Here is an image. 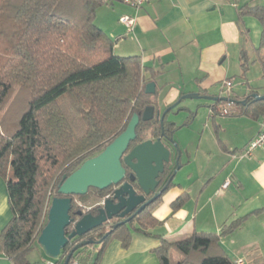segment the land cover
I'll return each instance as SVG.
<instances>
[{"label":"trees","instance_id":"obj_1","mask_svg":"<svg viewBox=\"0 0 264 264\" xmlns=\"http://www.w3.org/2000/svg\"><path fill=\"white\" fill-rule=\"evenodd\" d=\"M108 3L109 0H0V177L6 185L11 211V218L0 231V254L7 257L9 264L41 263L28 261L27 255L47 224L51 200L63 197L58 193L62 178L124 131L133 113L141 117L145 107L157 106L156 91L152 95L145 93L150 81L143 74L140 57L116 55L115 40L95 24L97 8ZM244 15L258 19L261 36L257 51L264 50V6L243 4L238 18ZM240 58L244 75L248 58L244 53ZM261 61L264 83V59ZM249 94L243 98L227 95L244 100L243 104L233 103L232 109L255 120L264 117V100L255 101ZM156 110L151 120L140 119L130 146L160 136L162 127ZM163 126L165 135L172 137L177 127L167 121ZM171 185L172 181L166 189ZM134 187L138 188L137 184ZM111 192V186L104 190L91 188L77 197L85 202L92 194L103 198ZM163 193L105 237L109 228H94L88 239L98 238L100 242L92 260L84 257L83 252L93 248L88 244L75 250L68 264L75 257L80 264H99L110 240H120L127 247L132 231L150 234L148 228L158 221L153 211ZM186 197L185 193L177 197L171 203L172 210L182 207ZM79 209L72 198L70 217L75 218ZM256 212L222 224L220 236L232 233ZM72 229L70 223L65 234ZM159 238L160 245L154 252L160 264H236L213 233L197 231L180 239ZM83 239L87 237L68 240L55 263L63 264ZM172 250L179 256L174 263Z\"/></svg>","mask_w":264,"mask_h":264},{"label":"crops","instance_id":"obj_2","mask_svg":"<svg viewBox=\"0 0 264 264\" xmlns=\"http://www.w3.org/2000/svg\"><path fill=\"white\" fill-rule=\"evenodd\" d=\"M243 4L264 6V0H148L137 9L129 6L112 10L114 13H110L108 19L102 15L96 26L115 40L113 51L116 55L140 57L143 74L155 83L156 93L165 83L169 84L170 92L175 91L170 83L179 81L187 89H178L176 94L243 98L250 92L264 94L262 51H257L261 26L259 23L256 30L257 24L251 16L238 18L239 6ZM123 15L134 17L132 32H127L125 25L119 22ZM125 33L132 35L128 37ZM242 53L248 58V69L244 75L240 70ZM255 65L258 67L252 76L254 72L250 68ZM237 79L242 84L238 90L234 85ZM225 80L231 81L229 93L224 92L222 84ZM219 105L228 111L233 108L232 102ZM206 106L209 109L211 104ZM234 110L239 118L245 116L251 120L245 121L243 128L235 129L237 137H229L228 132L220 131L214 116L209 115L216 145L208 147L201 139L202 151L207 154L206 163L214 156L220 157L219 165L208 170L205 178L197 182L190 173L192 161L180 162L179 159L180 169L153 211L158 221L148 228L150 234L132 231L127 247L121 245L120 240H110L99 264H160L154 252L160 245L159 236L168 240L180 239L197 231L217 235L222 248L235 262L241 259V264H264V145L249 157L239 155L245 145L257 136L264 117L255 120ZM197 115L198 112L192 117L190 114L179 125L169 122L177 127L172 138L182 127H191ZM228 115L230 111L222 116ZM205 128H209L206 123ZM182 169L187 170L184 176L180 175ZM180 178L187 184L183 186ZM226 180L229 184L223 187ZM183 193L187 195L183 206L173 211L171 203ZM253 211L257 212L250 214L235 231L220 236L222 224ZM10 218L6 185L0 177V231ZM94 254H88V259L92 260ZM3 259L7 257L0 254V261Z\"/></svg>","mask_w":264,"mask_h":264},{"label":"water","instance_id":"obj_3","mask_svg":"<svg viewBox=\"0 0 264 264\" xmlns=\"http://www.w3.org/2000/svg\"><path fill=\"white\" fill-rule=\"evenodd\" d=\"M155 90L153 81L145 85L146 94L152 95ZM249 97L255 101L264 100V94L257 92L249 94ZM183 98H202L213 102L244 103V100L237 101L222 95L210 96L207 94L199 95L198 93L183 95L176 103L167 107L163 113L156 111L160 127H162L159 137L154 138V140L148 138L141 141V143L130 146V143L136 137V126L140 119L149 121L155 115L154 106L145 107L141 117L133 113L124 131L115 136L101 152L83 161L75 171L62 178L58 185V193L63 195V197L56 196L51 200L48 208L47 224L42 228L37 238L39 247L43 249L48 258L58 259L68 240L83 236L113 218L121 219L113 224L109 230H106L105 237L120 224L131 221L132 217L141 211L145 204L153 201L167 188L169 182L173 179L172 177L180 169V154L175 140L171 136L165 135L163 122L166 112L176 107ZM192 112L195 113L194 111ZM173 149L176 152L174 159L176 167L168 177L167 183L155 193V189L159 184L157 177L164 172L165 166H168L171 162ZM134 181H136L142 193L136 191L133 186ZM110 186L113 188L112 195L95 206L96 213L84 212L79 209L75 214V218L70 217L69 211L71 210L72 196L84 195L91 188L104 190ZM151 193L155 194L150 199H146V196ZM130 213L131 215H129ZM127 215L129 216L125 217ZM70 223L73 224V229L66 235L64 230ZM99 242L100 239L96 241L91 239L81 240L68 253L63 264H68L69 258L75 250L88 244H99Z\"/></svg>","mask_w":264,"mask_h":264},{"label":"rangeland","instance_id":"obj_4","mask_svg":"<svg viewBox=\"0 0 264 264\" xmlns=\"http://www.w3.org/2000/svg\"><path fill=\"white\" fill-rule=\"evenodd\" d=\"M126 2V1H125ZM123 0H109L108 4L102 5L100 7L97 8V20H95V24L97 25L99 23V19L102 18L101 16L103 15L105 17V19H108L109 14L110 13H114V10H120L123 8H130ZM113 10V11H112ZM253 17V16H251ZM253 19H255L256 22V30L258 29L259 26V21L258 19H256L255 17H253ZM128 37H131L132 34H128L125 33ZM261 57H263L262 59H264V50H261ZM257 58V56H256ZM259 60V59H258ZM258 66H254L252 68H250L251 72H254L252 74V76L255 74V69H257ZM171 85H173V87H175V91L176 90H184L187 89L185 88V86H183L181 83H179V81H174L172 83H170ZM236 90L240 89L242 84H241V80L237 79L236 82L234 83ZM172 88V87H171ZM175 91H171L170 92V86L169 84L165 83L162 88H159L157 93L155 94V99L157 101V110L160 113H163L167 107H169L170 105L176 103L178 101V99L181 98V96L186 95L187 93H183L181 94L180 92H178L177 94L175 93ZM223 96H227V95H223ZM170 103L169 105H167V103ZM206 104H213V102L211 103L210 100L208 99H202V98H191V99H187V98H183L181 99V102L178 104V106H180L178 109L177 108H173L172 110H169L168 112H166V119L176 125L181 124L182 122H184L186 120V118H188V116H190L191 112H198V115L196 117V119L193 121L192 126L191 127H182L181 130H179L178 133H175L173 139L176 142L177 145V150L180 154L179 159L180 162L181 161H187L190 160L192 161L191 164V169L192 171H190L191 175L193 176V178L196 179L197 182H200L201 180H203V178H205L204 176L206 175L205 173L208 170H212L215 167H217L219 165L220 162V157H212L211 161L206 163L207 161V154H205L204 151H202V147H201V139L204 140L205 143H207L208 147H214L216 145V140L214 137V131L212 129V124L211 121L208 120L210 116H214V120H215V124H217V126H219L220 131H226L229 133V137H235L236 134H234L235 129L237 128H243L244 127V122L245 121H251L249 120V118L245 117L244 118H239L236 114L237 111H235L234 109H230V115L228 116H222L219 113L218 114H213L210 107L208 109V106H206ZM176 106V107H178ZM233 107V106H232ZM156 110V111H157ZM191 111V112H189ZM235 118H239L237 120H235ZM261 119V118H260ZM6 123H10V120H6ZM205 123L207 125H209V128H205ZM253 123V121H252ZM208 132V133H207ZM202 136V137H201ZM237 137V136H236ZM179 143H178V141ZM173 154H172V159L174 160L176 157V152L174 151V149L172 150ZM218 155V153H217ZM172 160V161H173ZM174 163V161H173ZM184 172V173H183ZM185 172H187V170L182 169L181 174L180 175H185ZM179 176V174L177 175V177ZM177 177L176 180H179ZM183 180V186L187 184V181H185V179H181ZM203 182V181H202ZM73 200L76 203V205L78 206V208L82 209L84 212H88V211H92V209L96 208L95 206L97 204H99L102 201V198L96 199V196H94V194L91 195L90 199H88L85 202H81L77 196H73ZM93 248L94 251L92 250L91 247L87 248V250H85L84 253V257H87L88 254L92 255L95 253V249L98 248V244L97 243H93ZM170 257H171V262H176L179 258V256L176 254L175 251H171L170 252ZM48 257L46 256V254L44 253L43 249L39 247L37 241L36 243H34L31 247L30 250L28 252L27 255V259L28 261H39L42 262L43 260H46ZM90 260V259H88ZM0 264H8L7 263V259H3V261H0Z\"/></svg>","mask_w":264,"mask_h":264},{"label":"built area","instance_id":"obj_5","mask_svg":"<svg viewBox=\"0 0 264 264\" xmlns=\"http://www.w3.org/2000/svg\"><path fill=\"white\" fill-rule=\"evenodd\" d=\"M126 4L130 6L133 9H137L141 7L144 3L148 2V0H125ZM119 22L121 24H124L126 27L127 32H132L134 25H135V19L132 16L129 15H123L122 17L119 18ZM223 88L225 93H229L230 89L232 87L231 81L225 80L223 81ZM211 111L213 114H220V115H227L229 114V111L225 107H221L219 105L214 106L211 108ZM257 136L254 137L252 140H250L246 145L244 150L239 153L241 157H249L252 155L253 151L256 150L258 147L264 145V122L261 124V127L259 131L256 134ZM229 184V180H226L223 183V187H226ZM104 199L100 203H102ZM242 260L237 259L236 264L239 263L241 264ZM38 264H56L55 260L47 258L46 260H43L41 263ZM70 264H80V260L78 257H75L72 259Z\"/></svg>","mask_w":264,"mask_h":264},{"label":"flooded vegetation","instance_id":"obj_6","mask_svg":"<svg viewBox=\"0 0 264 264\" xmlns=\"http://www.w3.org/2000/svg\"><path fill=\"white\" fill-rule=\"evenodd\" d=\"M214 103V102H213ZM155 105H157V104H155ZM217 105H219V104H217ZM214 106H216L215 104H211V106H210V108H213ZM220 106V105H219ZM155 109L156 108H154V113H155ZM170 110H172V109H170ZM164 121H167L168 123H169V121L166 119V117H165V119H164ZM148 139V138H147ZM174 161V160H173ZM173 161L171 160V162L168 164L169 166H165V170H164V172L163 173H161V174H159L158 175V177H157V179L159 180V184L157 185V187H156V189H155V193L156 192H158V190H160L166 183H167V181L169 180V176L171 175V172L173 171V169L176 167L175 165H174V163H173ZM169 167V168H168ZM168 168V169H167ZM172 181V180H171ZM170 181V182H171ZM170 182H169V184H170ZM134 184H137L136 183V181H134L133 182V186H134ZM169 184H168V186H169ZM138 186V185H137ZM167 186V187H168ZM135 189H136V191L138 192V193H142L141 192V190L139 189V187L138 188H136V187H134ZM113 189V188H112ZM167 189H165V191H166ZM164 192V191H163ZM162 192V193H163ZM155 193H151V194H149L148 196H146V199H150ZM162 193H160L159 195H161ZM112 194H110V193H108V194H106L102 199H104L105 200V198H108V197H110ZM158 195V196H159ZM157 196V197H158ZM73 198V197H72ZM96 199H99L98 197H96ZM156 199V198H155ZM154 199V200H155ZM90 212H93V213H96V208H94V209H92V211H90ZM132 212H134V211H132ZM131 212V213H132ZM131 213L129 214V215H131ZM137 214V213H136ZM135 214V215H136ZM129 215H127V216H125V217H128ZM134 215V216H135ZM133 216V217H134ZM133 217H132V219H133ZM119 220H121V219H115V218H113L111 221H108V222H106L105 224H103L100 228H111V226L113 225V224H115V223H117ZM89 233H91V231L90 232H88L87 234H85V236L87 237V239H88V234ZM95 240H98V238H96Z\"/></svg>","mask_w":264,"mask_h":264}]
</instances>
